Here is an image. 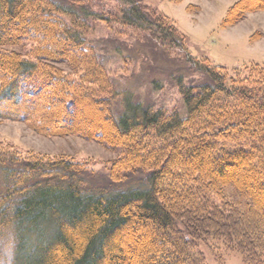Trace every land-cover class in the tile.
Here are the masks:
<instances>
[{
  "label": "trees",
  "instance_id": "obj_1",
  "mask_svg": "<svg viewBox=\"0 0 264 264\" xmlns=\"http://www.w3.org/2000/svg\"><path fill=\"white\" fill-rule=\"evenodd\" d=\"M115 1L0 0V120L116 154L108 183L94 186L86 163L0 144V242L11 253L0 246V264H206L208 240L263 264L264 67L233 77L192 57L141 0ZM262 11L264 0H238L222 27ZM94 21L172 55L183 114L117 89L88 38ZM28 44V55L12 49Z\"/></svg>",
  "mask_w": 264,
  "mask_h": 264
},
{
  "label": "rangeland",
  "instance_id": "obj_2",
  "mask_svg": "<svg viewBox=\"0 0 264 264\" xmlns=\"http://www.w3.org/2000/svg\"><path fill=\"white\" fill-rule=\"evenodd\" d=\"M141 1L176 25L186 36V48L192 57L207 58L212 66L224 67L233 77L244 75L246 67L251 65L264 67V11L249 14L244 21L223 28L228 9L238 0ZM94 5L95 10H115L116 1L94 0ZM191 6L198 8L191 12ZM92 28L88 38L103 56L110 78L118 90L132 94L136 101L153 109L184 113L183 98L174 81V76L179 73L172 55L167 57L152 41L131 32L127 36H118L116 27L112 29L96 21ZM31 47L28 44L12 49L28 55ZM198 82V78L185 79L188 85ZM0 144L26 158L32 155L62 156L86 163L94 186L108 183L109 162L116 158V154L96 143L78 137H42L28 124L8 120H0ZM2 183L0 176V191ZM0 246L4 259L9 258L8 246L3 242ZM199 249L206 264H245L241 255L228 251L221 241L208 240L201 243Z\"/></svg>",
  "mask_w": 264,
  "mask_h": 264
}]
</instances>
